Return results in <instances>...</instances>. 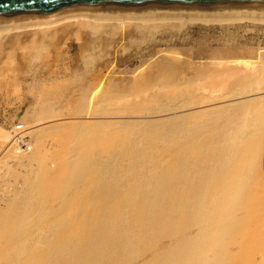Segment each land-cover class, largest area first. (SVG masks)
Listing matches in <instances>:
<instances>
[{
	"label": "bare ground",
	"instance_id": "6f19581e",
	"mask_svg": "<svg viewBox=\"0 0 264 264\" xmlns=\"http://www.w3.org/2000/svg\"><path fill=\"white\" fill-rule=\"evenodd\" d=\"M192 26L256 43L118 63ZM263 40L264 8L0 22V264H264Z\"/></svg>",
	"mask_w": 264,
	"mask_h": 264
},
{
	"label": "water",
	"instance_id": "95a60500",
	"mask_svg": "<svg viewBox=\"0 0 264 264\" xmlns=\"http://www.w3.org/2000/svg\"><path fill=\"white\" fill-rule=\"evenodd\" d=\"M254 8H264V0H0V22L51 18L72 12Z\"/></svg>",
	"mask_w": 264,
	"mask_h": 264
},
{
	"label": "rangeland",
	"instance_id": "374dc122",
	"mask_svg": "<svg viewBox=\"0 0 264 264\" xmlns=\"http://www.w3.org/2000/svg\"><path fill=\"white\" fill-rule=\"evenodd\" d=\"M197 29H196V28ZM193 28V29H192ZM200 29V30H199ZM240 31V34H238V35H236L237 37H238V40H237V37H236V40H235V38H232L231 40L229 39V41L228 42H232V40L234 41H236L235 43L237 44H235L236 46H239V44L240 43H242V44H244V43H246L247 41V43H251L250 44V46H252V44H254V43H256V39L254 40V39H251V36H252V34H249V33H245L244 34V31L245 30H239ZM242 31H243V33H242ZM186 32V33H185ZM191 32V33H190ZM193 32H194V34H193ZM199 32H200V34H201V36H200V34H199ZM205 33V34H204ZM207 33V34H206ZM209 33V34H208ZM216 33V34H215ZM204 34V35H203ZM242 34V35H241ZM243 34H244V36H243ZM181 35V36H180ZM191 35V36H190ZM194 35V36H193ZM212 35H213V38H212ZM215 35V36H214ZM241 35V36H240ZM248 35V36H247ZM178 36V37H177ZM186 36V37H185ZM188 36V37H187ZM190 36V37H189ZM221 36V37H220ZM157 37V38H156ZM154 36V37H152L151 39L152 40H145V41H143L139 46H138V44L140 43H137L138 41H136L135 42V44H128L127 45V50H126V52H122V53H120L121 55L119 56V58H118V63H120V65H121V68H125L126 66L128 67V69L130 70V71H134L135 70V68L137 67L136 65H138V63H140L139 62V60H140V58H138V57H136V54H137V51L139 50H148V48H150V50H151V52H152V50H153V52L155 53V58H154V62H164V65H165V67H166V73L168 72H170L171 70V65H170V63H172V61H171V59H169V58H167V57H163V55L164 56H167V54H166V52H165V50H169V51H171V50H173V51H177V52H180V53H182L183 52V56H184V61H187L189 58H193L194 60H199V59H207V57H209V56H211L210 54H213V53H216V52H218L219 50H217V49H220L221 47H222V45H224V44H226V43H228V42H226V40H224V36L223 35H221V34H219L218 33V31H216L215 29H213L212 27H210L208 30H207V28H200V27H197V26H192L191 27V30H190V28L189 29H185V30H183L181 33H179V35L178 34H176L175 36H165V37H163V36ZM184 38V40H183V38ZM193 39H192V38ZM204 37V38H203ZM207 37H208V39H207ZM241 37V38H240ZM249 37V38H248ZM174 38V39H173ZM178 38V39H177ZM179 38H180V40H179ZM191 38V39H190ZM199 38V39H198ZM222 40H221V39ZM162 39H164V40H166V41H164L163 42V40ZM172 39V40H171ZM185 39H188V40H185ZM196 39V40H195ZM213 39L216 41H213ZM242 39V40H241ZM245 39V40H244ZM162 40V41H161ZM203 40V41H202ZM207 41V44H206V41ZM219 40V41H218ZM250 40V41H249ZM252 40V41H251ZM157 41H159L158 43H157ZM189 41V42H188ZM193 41L195 42V43H193ZM210 41H211V43H210ZM223 41V42H222ZM166 42H168L167 44H166ZM188 42V43H187ZM204 42H205V44H204ZM214 42L216 43V44H214ZM244 42V43H243ZM145 43V44H144ZM152 43V44H151ZM155 43H157L156 45H155ZM197 43H198V45H197ZM204 44V46H206V47H204L203 46V44ZM218 43V44H217ZM195 44V45H194ZM212 46H211V45ZM263 44H264V40H263ZM148 45V46H147ZM158 45V46H157ZM168 45V46H167ZM187 45H189V46H187ZM217 45V46H216ZM241 45V44H240ZM133 46H135V47H132ZM167 46V47H166ZM187 46V47H186ZM193 46V47H192ZM198 46H200V48L198 47ZM235 46V47H236ZM159 47V48H158ZM189 47H190V49H189ZM192 47V48H191ZM211 47V48H210ZM220 47V48H219ZM132 48V49H131ZM137 48V49H136ZM164 48V49H163ZM197 48V49H196ZM202 48V49H201ZM134 50L133 52L131 51V50ZM157 49V50H156ZM175 49V50H174ZM187 49H189V50H187ZM184 50V51H183ZM186 50V51H185ZM191 50V51H190ZM129 51V52H128ZM138 51V52H139ZM193 51H196L198 54H196V52H193ZM204 51V52H203ZM213 51V52H212ZM190 52V53H189ZM208 52V53H207ZM75 53V49H74V51H72V54H74ZM159 53V54H158ZM192 53H195V54H192ZM206 53V54H205ZM166 54V55H165ZM191 54H192V56H191ZM202 54V55H201ZM240 54V53H239ZM238 53H237V55H239ZM189 55V56H188ZM202 57H201V56ZM203 55H205V57L203 56ZM217 55V54H216ZM160 56H161V58H160ZM130 57V58H129ZM200 57V58H199ZM134 58V59H133ZM164 58V59H163ZM167 58V59H166ZM131 59V60H130ZM145 60H143V64L145 63L146 64V62H148V58H144ZM192 59V60H193ZM160 60V61H159ZM168 60V61H167ZM191 60V59H190ZM126 62V63H125ZM131 62V63H130ZM126 64V66H125V64ZM128 63V64H127ZM136 63V64H135ZM124 65V66H123ZM133 65V66H132ZM135 65V66H134ZM135 67V68H134ZM170 67V68H169ZM155 74L156 75H158V73L157 72H155L154 73V76H155ZM165 76H168L167 74L165 75ZM1 99H0V115H2L3 114V110H2V105H1ZM9 115V114H8ZM3 121H4V119L3 118H1L0 117V124H2L3 123Z\"/></svg>",
	"mask_w": 264,
	"mask_h": 264
}]
</instances>
